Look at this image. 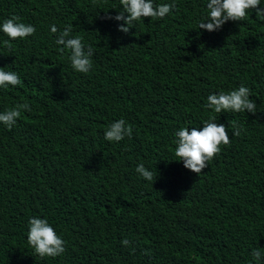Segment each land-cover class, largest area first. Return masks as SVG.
<instances>
[{
    "label": "trees",
    "instance_id": "16d2710c",
    "mask_svg": "<svg viewBox=\"0 0 264 264\" xmlns=\"http://www.w3.org/2000/svg\"><path fill=\"white\" fill-rule=\"evenodd\" d=\"M174 2L122 33L107 18L120 0H0V24L18 16L36 28L15 40L0 31V67L22 80L0 88V113L31 107L10 130L0 123V264H253L264 248V21L249 10L208 32L198 28L208 0ZM51 25H73L93 47L87 74L57 50ZM241 85L255 114L205 107ZM213 116L231 143L197 175L177 161L174 133ZM121 118L131 138L106 141ZM141 163L157 172L153 184ZM32 217L66 241L63 254L34 253Z\"/></svg>",
    "mask_w": 264,
    "mask_h": 264
},
{
    "label": "clouds",
    "instance_id": "9594fccd",
    "mask_svg": "<svg viewBox=\"0 0 264 264\" xmlns=\"http://www.w3.org/2000/svg\"><path fill=\"white\" fill-rule=\"evenodd\" d=\"M120 4L123 11H120L115 17L107 18L123 21L118 26V31L122 33H128L136 21L144 18L163 19L175 9L174 0L172 3L159 5L155 4L154 0H120ZM260 5L261 0H208L207 15L201 17L198 28L208 32L217 31L228 21H243L248 16L249 10H255V15L264 21V7ZM124 13H127V16ZM0 31L9 40H15L35 35L36 28L34 25L22 22L18 16H12L0 24ZM50 31L58 32L55 43L61 47L57 50L61 54L65 52V49L69 50L68 59L71 67L76 72L87 74L93 67L91 59L94 54L93 47L86 45L82 36L72 35L73 25L65 26L62 31H59L55 25H51ZM9 40H5L3 43L10 48ZM21 83V77L17 72L6 71L5 67H0V88L15 87ZM250 96V89L241 85L238 89L208 95L205 107L215 113L247 111L255 114L257 105L253 99H250ZM22 111H31L27 101L17 103L13 108L0 113V123L10 130L16 124ZM215 121L216 118L213 116L202 122V128L191 127L189 130V127H182L174 133V154L179 158L177 161H182L184 168L197 175L208 167L210 160L219 155L222 146H228L231 143L228 127ZM232 129V135L239 136L241 134L242 129L236 123H233ZM132 131V127L121 118L107 127L104 138L106 141L119 142L125 137L131 138ZM136 172L152 184L157 177V172L154 173L145 168L143 163L137 165ZM26 240L34 253L41 258H54L66 250V241L57 234L47 219L30 218ZM121 243L127 245L129 241L125 239ZM250 255L253 264H264V248H254Z\"/></svg>",
    "mask_w": 264,
    "mask_h": 264
}]
</instances>
